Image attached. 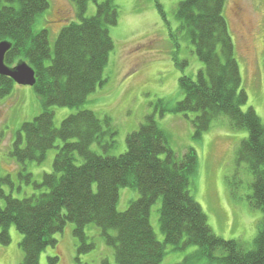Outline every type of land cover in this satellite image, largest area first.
Instances as JSON below:
<instances>
[{
  "label": "trees",
  "instance_id": "16d2710c",
  "mask_svg": "<svg viewBox=\"0 0 264 264\" xmlns=\"http://www.w3.org/2000/svg\"><path fill=\"white\" fill-rule=\"evenodd\" d=\"M99 1L72 0L79 22L63 28L52 48L49 30L34 32L38 19L51 7L49 0H0V43L12 44L5 64L14 68L25 62L34 70V89L44 108L21 127L11 152L22 166L20 180L34 186V194L24 199L7 194L4 187L14 190L15 184L0 170V201L5 202V207L0 205L2 243L10 244L9 230L15 226L24 237L22 264H40L42 253L57 244L54 236L63 233L68 224L74 225L78 254L91 252L95 246L89 242L86 228L95 225L114 250L117 264H161L167 246L174 250L196 246L198 259L209 264H264V124L254 109L242 110L248 97L241 90L235 45L224 16L226 0H183L179 4L178 33L194 45L204 70L196 80L180 78L184 99L163 110L161 116L165 112L183 115L192 124L197 141L222 116L233 129L248 133L237 150V162L248 166L253 176L250 206L263 214L251 250L211 230L190 190L199 168L197 152L190 148L178 158L155 116L127 137V152L118 157L111 154L117 133L109 117L100 119L93 111L83 110L64 119L59 128L55 126L54 107L80 109L107 84L104 71L115 49L110 28L118 25L120 13L113 0ZM154 1L165 20L163 6ZM90 3L97 11L87 18ZM170 34L177 42L178 34ZM175 63L181 69L188 66V61L177 57ZM15 85L0 76V100L9 97ZM54 149L53 173L45 174L42 183L34 182L26 164H43ZM122 188L140 195L125 212L118 210ZM158 201H162L163 243L151 223L152 208ZM190 260L191 256L182 264ZM57 261L49 258L48 264Z\"/></svg>",
  "mask_w": 264,
  "mask_h": 264
},
{
  "label": "rangeland",
  "instance_id": "374dc122",
  "mask_svg": "<svg viewBox=\"0 0 264 264\" xmlns=\"http://www.w3.org/2000/svg\"><path fill=\"white\" fill-rule=\"evenodd\" d=\"M182 1L159 0L165 12L164 20L154 0H113L120 16L118 25L110 28L115 49L104 71L107 84L98 88L80 109L54 107L55 126L59 128L64 119L83 110L93 111L100 119L109 117L117 133L116 148L111 154L118 157L127 152V137L137 132L148 117L155 116L178 158L181 159L190 148L197 152L199 168L192 178L190 190L206 214L211 230L218 237L238 241L251 250L263 214L251 208L253 176L246 164L237 162V150L248 133L233 129L230 120L222 116L197 141L192 124L183 115L165 112L161 116L163 110L184 99L179 87L180 78L188 76L196 80L204 70L194 45L185 34L178 33L176 10ZM49 2L51 7L38 19L34 32L49 30L54 48L61 30L73 22L78 23L79 19L72 0ZM96 11L97 6L90 3L87 18L94 17ZM224 16L235 45L241 90L248 97L242 110L254 109L264 124V0H226ZM170 31L178 34L177 42ZM176 57L188 61V66L178 68ZM43 109L34 87L30 86L16 84L12 94L0 100V170L2 176L12 178L15 189L8 186L4 189L17 199L31 197L35 190L34 186L20 180L22 166L11 152L21 127L32 122ZM56 155V149L50 150L43 164H26L34 182L42 183L45 174L53 173ZM139 199L136 190L122 188L118 210L127 211L130 203ZM0 205L5 207V202L0 201ZM161 208L162 201H158L152 208L151 223L158 240L163 243L165 237L159 222ZM9 233L10 244L4 245L0 238V264H22L24 253L20 245L24 237L15 226L10 227ZM86 234L95 248L89 253L78 254L74 225L68 224L63 233L54 236L57 244L42 253L40 264H48L49 258L55 257L58 258L56 264H117L114 250L106 245L98 227L89 225ZM197 252L196 246L183 250L167 246L161 264H182L190 256L188 264H209L208 260H199Z\"/></svg>",
  "mask_w": 264,
  "mask_h": 264
},
{
  "label": "water",
  "instance_id": "95a60500",
  "mask_svg": "<svg viewBox=\"0 0 264 264\" xmlns=\"http://www.w3.org/2000/svg\"><path fill=\"white\" fill-rule=\"evenodd\" d=\"M9 42L0 43V76L10 78L19 86L34 87L36 84L34 70L25 62H20L16 67L10 68L5 64L6 54L11 50Z\"/></svg>",
  "mask_w": 264,
  "mask_h": 264
}]
</instances>
